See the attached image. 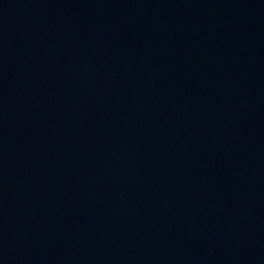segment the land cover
Wrapping results in <instances>:
<instances>
[{"label":"water","instance_id":"1","mask_svg":"<svg viewBox=\"0 0 264 264\" xmlns=\"http://www.w3.org/2000/svg\"><path fill=\"white\" fill-rule=\"evenodd\" d=\"M0 264H264V0H0Z\"/></svg>","mask_w":264,"mask_h":264}]
</instances>
